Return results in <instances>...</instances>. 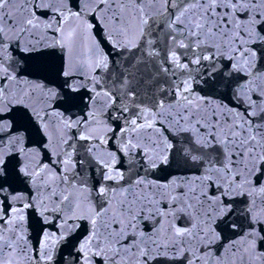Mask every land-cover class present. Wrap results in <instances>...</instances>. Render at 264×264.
<instances>
[{
  "label": "snow or ice",
  "instance_id": "obj_1",
  "mask_svg": "<svg viewBox=\"0 0 264 264\" xmlns=\"http://www.w3.org/2000/svg\"><path fill=\"white\" fill-rule=\"evenodd\" d=\"M80 222L75 264H264V0H0V264Z\"/></svg>",
  "mask_w": 264,
  "mask_h": 264
}]
</instances>
